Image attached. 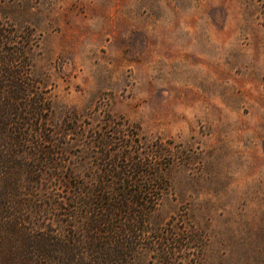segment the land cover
<instances>
[{
    "label": "rangeland",
    "instance_id": "1",
    "mask_svg": "<svg viewBox=\"0 0 264 264\" xmlns=\"http://www.w3.org/2000/svg\"><path fill=\"white\" fill-rule=\"evenodd\" d=\"M0 264H264V0H0Z\"/></svg>",
    "mask_w": 264,
    "mask_h": 264
}]
</instances>
